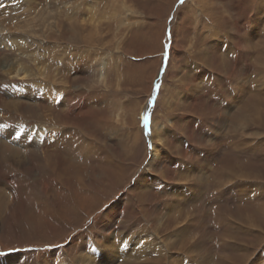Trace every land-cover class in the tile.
<instances>
[{"label":"rangeland","instance_id":"rangeland-1","mask_svg":"<svg viewBox=\"0 0 264 264\" xmlns=\"http://www.w3.org/2000/svg\"><path fill=\"white\" fill-rule=\"evenodd\" d=\"M21 1L0 0V30L17 27L14 47L1 41H11L9 38L0 37V60L32 62L19 50L29 46L28 52H39L46 61L38 68L47 66L44 71L53 76L59 73V80H70L73 88L64 86L62 93L70 91L76 101L75 93L80 95L87 107L66 118L60 115L68 112L61 103L49 108L48 101L39 106L25 98L14 100L58 113L57 124L32 113L25 119L0 108L2 129L43 127L56 138L44 155L21 154L24 167L0 158V264H84L78 256L99 249L106 239L115 236L118 240L119 233L129 236L137 250V238L145 233L138 231L146 227L159 235L150 232L153 238L170 242L174 237H186V241L171 244L166 256L157 260L162 249L152 247L159 241L151 239L155 245L148 240L144 244H153L150 251L130 263L170 264L187 252L209 256L226 228L240 247H235L236 253L220 252L221 257L231 262L242 255L244 259L236 264H264V128L241 127L231 138L242 143L241 148L227 143L222 146L229 138L220 139V133L229 134L235 115L249 108L254 94L264 101L263 84L255 82V63L260 59L256 50L264 46V0H184L183 4L181 0H32L29 8L20 7ZM12 8L10 21L8 11ZM42 8L43 17L48 18L46 27L36 29L31 24L27 31L30 19ZM26 12H31L30 18ZM37 25L41 27L40 22ZM90 32L94 35L91 40ZM81 52L86 53L83 60ZM76 64L81 65L79 70ZM35 73L31 80L19 82L2 76L3 84L17 88L44 81L47 87L61 91L58 80L41 79L38 71ZM240 80L244 81L243 90ZM80 84L85 89L77 88ZM237 87L243 95H236ZM193 90L199 92L191 95ZM41 97L37 95L36 100ZM8 99L0 102L12 103ZM260 108L264 110V104ZM222 109L230 115L224 128L219 117ZM145 114L148 129L143 127ZM58 119L63 121L59 124ZM152 130L160 134L153 143L160 146L161 153V161L155 165L149 164ZM136 134L140 137L137 141ZM5 139H1L5 144L0 141V155L4 150L3 156L9 155L10 148L22 150ZM216 148L217 159L223 165L224 159H229L235 174L231 189L230 183L221 191L213 188L219 167L212 155ZM205 158H209L206 164L200 162ZM162 172L165 176L158 177ZM179 172L191 179L179 180ZM248 176L257 182H245ZM144 179L155 185L139 191ZM173 200L179 205L174 211L181 212L167 218ZM193 213L199 216L198 221L192 225V220H187L191 225L186 224L185 218ZM216 215L219 221L215 223ZM157 219L163 222H154ZM184 227L185 232L179 233ZM110 258L112 264L124 262Z\"/></svg>","mask_w":264,"mask_h":264},{"label":"bare ground","instance_id":"bare-ground-1","mask_svg":"<svg viewBox=\"0 0 264 264\" xmlns=\"http://www.w3.org/2000/svg\"><path fill=\"white\" fill-rule=\"evenodd\" d=\"M194 0H188V2L192 3ZM31 2L32 0H22L21 2H19V6L20 7H26V8H29L31 6ZM263 2V1H262ZM37 3V2H36ZM206 3V2H205ZM223 3V2H222ZM107 4V3H106ZM188 4V3H187ZM36 5V4H35ZM109 5V4H108ZM110 6V5H109ZM109 6L107 8H109ZM245 6V5H244ZM41 7V6H40ZM120 9H124L123 8H120ZM13 8L10 9V11H8V20L12 21L13 20V15L11 14L13 11ZM16 10V9H15ZM260 10V9H259ZM17 11V10H16ZM36 13V12H35ZM222 13L223 15V12H220ZM225 13V12H224ZM27 16H29L31 14V12H26ZM186 14V13H185ZM221 15V17H222ZM21 16V14H20ZM44 16V8L40 9L39 12L37 13L36 16H34L33 18L30 19L29 21V27H28V30L30 29V26L31 24L33 25V27H35L36 29H41V28H45L46 27V21L48 20L47 17H43ZM31 16H29L28 18H30ZM220 17V18H221ZM92 18V17H90ZM224 18V17H223ZM226 20V18H224ZM233 19V18H232ZM212 20V19H211ZM26 21V20H25ZM73 21V20H72ZM71 21V22H72ZM41 23V27L38 26L37 24L38 23ZM214 22V21H213ZM250 25V24H249ZM16 24H14L12 27H8L5 28L4 30H0V37H7L9 38L11 41L9 40H6V39H1L2 42H4L6 44V46H10V47H14L13 44H16L17 43V39L13 36V34L15 33L16 31ZM243 27V26H242ZM26 28V23H25V26L23 28V30ZM20 29V28H19ZM72 29V28H70ZM93 29V28H92ZM98 29V27H97ZM178 29V27H177ZM93 31V30H92ZM95 31H97L95 29ZM221 31V30H220ZM31 32L34 33L35 30L34 28L31 29ZM177 32V30H176ZM91 33V32H90ZM94 33V32H93ZM92 34V33H91ZM249 34V33H248ZM26 35V34H25ZM27 36V35H26ZM40 36H43V33L41 32ZM93 34L92 35H89V39L91 40V38H93ZM88 38V37H87ZM248 39L250 40V37L248 36ZM78 40V39H77ZM81 41V40H80ZM245 41V40H244ZM10 42V43H8ZM246 43L248 42L247 40L245 41ZM3 44V43H2ZM245 47H248L246 45H244V48ZM251 48V46H249ZM248 47V48H249ZM28 48H30L29 46H20L19 50L23 53H25V59L28 60V61H32V62H25L24 60L19 62L17 61L18 59L14 58V59H10V61L12 62H8L7 58L2 59L0 60V99L1 98H11L12 99V103L10 102L11 99L8 101L10 103H7L5 101L2 100V103L0 102V108H4L5 110H9L10 112H13L15 114H20V116L22 118H27L25 115H30V113H32L33 115H35L36 117L40 118L41 119H44L45 121L48 120V122L50 121H54L57 116H58V113L55 114L53 113L52 111L50 110H45L44 106L43 107H35L33 104H30V103H26L25 101L24 102H18V103H14V100H18L20 101V98H25L26 101H30L32 100L34 103H38L39 106L41 104H44L46 101L49 102V108H52L54 107L55 105H57L58 103L62 104L63 105V108L66 109L68 112H64L65 114H60L61 117H66L68 116L69 118V115H77L78 111L82 108H85L87 107V103L85 100H83V98L76 94L75 92V95L78 96L79 100H75L76 97H71L72 95L74 96V94H69L70 91L68 93H66L65 91V94H63V89L65 87H69V88H73L72 87V82H69L70 80H65L64 81L62 79L59 80V73L57 75H51L52 73H49V72H46L44 70L48 69V67H39L40 65H42L44 62V58L40 56V53L39 52H34L33 50L28 52ZM260 49L259 50H256L257 54L260 55V59L258 60L257 63H255V65L257 66L256 69H255V78L257 81H254L255 82H260V85L262 86L261 90L262 92L264 93V80L261 81V77L264 78V46H261L259 47ZM62 49V48H61ZM13 50V49H12ZM65 50V49H64ZM63 50V51H64ZM38 51V49H37ZM50 51V50H49ZM62 51V50H61ZM41 52V51H40ZM47 52V50L45 51ZM80 57L82 59V57H85V52H81L80 53ZM38 55V56H37ZM202 56V55H201ZM79 57V58H80ZM88 58V57H87ZM80 59V60H81ZM85 59V58H83ZM82 59V60H83ZM17 61V62H14V61ZM43 61V62H42ZM71 61V60H70ZM77 61V60H76ZM81 61H79L78 63H80ZM37 64V66L34 68V65ZM61 65V63H60ZM63 65V64H62ZM73 65V64H72ZM76 69L79 70L81 65L79 64H76ZM239 67V66H238ZM64 68V67H63ZM84 68V67H83ZM82 69V68H81ZM172 69V68H171ZM85 70V69H84ZM35 71H38V74H39V77L41 76L42 78L41 79H49V80H58V84L57 85H60L59 88L61 89L58 90V91H55L53 90L52 88L53 87H47L48 85L47 82H44V81H40V82H36L34 85H21L17 88H12L11 86H9L7 88V86H4V81H3V77L2 76H5L6 78H10L12 79V81L14 80V82H19V81H25V80H31V78H33V74H36ZM59 71V70H58ZM174 71V70H173ZM172 71V72H173ZM78 72H82L81 70L78 71ZM171 70L168 71V74L167 75V79H169V77L171 76ZM262 73V74H261ZM66 75V74H65ZM260 75V76H259ZM254 77V76H253ZM118 78V77H117ZM172 79V78H171ZM193 79V78H192ZM191 79V80H192ZM106 80V79H104ZM103 82L101 81L102 84H106V81ZM187 80V79H186ZM208 81V80H207ZM226 81V80H225ZM6 82V81H5ZM56 83V81H54ZM241 84V89L243 88L244 85V81L243 80H240L239 81ZM243 82V83H242ZM22 83V82H21ZM233 83V82H232ZM260 85H259V89H260ZM16 86V85H15ZM65 86V87H64ZM47 87V88H46ZM174 87V86H173ZM195 87V90L199 89V86L198 85H194ZM77 88H81V89H85V85L83 86V84H80L79 86H77ZM22 89H24V91H26L27 93H25ZM45 89V90H44ZM164 90V86L161 88ZM241 89H239L237 87V94L236 95H241L242 92H241ZM73 90V89H72ZM163 90H161L163 92ZM193 90V92L191 93V95H196L197 92L199 91H195ZM243 90V89H242ZM77 91V90H76ZM82 92V91H81ZM187 92V91H186ZM244 92V91H243ZM261 92V93H262ZM72 93V92H71ZM41 94V101L39 100H36V97L37 95ZM258 94V93H257ZM257 94H254V97L250 98V106L248 109H246L245 111L243 110H240L238 114L235 115V118H234V122H233V126L232 128L230 129L229 131V134L227 133H220V136L221 138L220 139H227L229 141L225 142V143H222V146H224L226 143L227 144H230L232 147L234 148H238L243 145L242 143L238 144L236 143L235 141H232L231 138L235 137L237 134H238V131H240L241 127L244 128V129H247V128H251V126H259V127H263L264 128V110L260 108V105L264 104V101H261L260 97L257 95ZM208 95V94H207ZM243 95V94H242ZM253 96V95H252ZM187 97V96H186ZM240 98V97H239ZM84 99H85V96H84ZM264 99V98H263ZM1 101V100H0ZM44 101V103H43ZM160 101L161 99L159 100V103H158V106H160ZM212 101V100H211ZM220 101V100H219ZM232 100L229 99L227 101V107L230 105L228 102H231ZM162 102V101H161ZM239 102V100H238ZM242 102V101H241ZM56 103V104H55ZM89 103V102H88ZM168 103V102H167ZM234 103V100L233 102ZM20 104V105H19ZM47 104V103H45ZM241 104V103H240ZM36 105V104H35ZM236 107V106H235ZM48 109V108H47ZM238 109V108H237ZM245 109V108H244ZM219 111V110H218ZM37 112V113H36ZM77 112V113H76ZM222 112H223V116H220L219 114V117H221V119L223 120L224 122V125H223V128L226 127V123H227V119L230 117L229 113H226V111L224 109H222ZM244 112V113H243ZM40 113V114H38ZM67 114V115H66ZM231 114V113H230ZM0 115H1V112H0ZM59 115V116H60ZM223 117V118H222ZM228 117V118H227ZM3 118H6L5 120H8L7 117H3ZM226 118V119H225ZM62 119V118H61ZM5 120H4V123H5ZM169 120V119H168ZM222 120H219L218 123H220ZM63 120H60L58 119V122L59 124L62 122ZM40 122V121H39ZM44 122V121H43ZM55 122V121H54ZM172 122V121H171ZM2 124V123H1ZM0 124V141L1 143L5 144V142H3L1 139H5L6 140H10V144L12 145H17L18 147H20L22 150H15V149H12L10 148L9 149V152L10 154L9 155H4L3 154L6 152L4 150V153H2L0 156L2 162H8L11 161L13 165H16V166H21V167H24V162H23V158L24 156H20L21 154L25 155V156H30L31 153H29L30 151L32 152H39V153H42L43 155L45 154L44 152L47 150V145L51 142H55V134H52V133H49L47 130H45V128L43 127H40L38 128L37 130H33V128H30L28 130H26V127L21 125L19 126L18 128H16L15 126L11 129H9V131L7 129H2V126ZM54 124H57L56 122ZM68 124V123H67ZM152 124H153V121H152ZM47 125V124H46ZM217 126H221V125H218L216 124ZM66 126V125H65ZM72 127H75L76 126L74 124L71 125ZM70 127V126H69ZM169 128V127H168ZM220 130V129H219ZM168 131V129H167ZM221 131V130H220ZM22 132H24V134H22ZM169 132V131H168ZM76 133V132H75ZM182 133V132H181ZM192 133V132H191ZM223 134V135H222ZM152 146H151V153H150V156H149V164H153L155 165L156 162L157 164L161 161V153H160V150H159V147L160 146H156L154 145L153 143L155 142V140H159V133H157L156 130H152ZM57 136V135H56ZM59 136V135H58ZM59 138V137H58ZM139 134H136L135 137H134V140L137 141V139H139ZM193 139V138H192ZM189 140V139H188ZM7 142V141H6ZM165 142V141H164ZM56 143V142H55ZM165 144V143H164ZM165 146V145H163ZM4 147V146H3ZM7 148V147H5ZM8 149V148H7ZM253 149H257L256 147L253 148ZM12 150V151H11ZM8 151V150H7ZM1 153V152H0ZM7 153V152H6ZM217 148L214 150V152H212V155H213V161L219 165L218 167V170L217 172L214 174V178H215V183L214 184V187L215 189H217L218 191L222 190L223 187H225L227 184H231L234 180V178L232 179L234 172L233 170H231V167L229 166V159H224V165L223 163H221V161H219L217 159ZM34 155V154H33ZM39 155V154H38ZM29 159V158H28ZM169 159V157H168ZM208 159L209 158H205L204 160H200V162H202L203 164H206V162H208ZM41 160V159H40ZM164 160V159H163ZM162 160V161H163ZM218 160V161H217ZM42 161V160H41ZM45 162V161H44ZM197 163V162H196ZM195 163V164H196ZM173 165V164H172ZM232 165V164H230ZM7 166V165H6ZM225 166V167H224ZM234 166V165H233ZM232 166V167H233ZM247 166V165H246ZM18 167V168H19ZM27 167V166H26ZM230 167V169L228 168ZM26 169V168H25ZM244 169V168H242ZM241 169V171H242ZM246 169V168H245ZM5 170V169H4ZM21 170V169H20ZM164 172V171H163ZM162 173H160L158 175V177L162 178L164 177L165 175ZM236 172V171H235ZM246 172V171H245ZM187 173V169L184 170V174ZM179 180L180 179H184V180H187V179H191L189 178V176H187L188 178H186V175H183V172H179ZM202 175V174H201ZM239 175V174H238ZM246 175V174H245ZM242 176V175H241ZM201 177V179H206L205 176H199ZM230 177V179H229ZM238 178V176H237ZM241 178V177H240ZM245 178V177H244ZM149 179V178H148ZM157 180V179H156ZM154 180V181H156ZM165 180V179H163ZM229 180V181H228ZM239 180V179H238ZM246 180V179H245ZM254 180V179H253ZM253 180H249V176H248V181H245V182H250V183H253V182H257V180L253 181ZM153 181V182H154ZM80 183V182H79ZM152 185H155V182L152 183L150 182ZM81 184V183H80ZM141 184V189L140 190H144L147 186H150L151 184H149L147 182V180H143ZM87 186V185H86ZM200 186V185H199ZM234 186V185H233ZM139 187V188H140ZM185 186H182V188H180V190H182ZM232 188V184L230 185V189ZM89 189V188H88ZM234 189V187H233ZM257 189V188H256ZM82 190V189H81ZM253 191V189H252ZM71 192V191H70ZM172 191L170 190V193ZM252 193V192H251ZM142 194V193H141ZM195 194V193H193ZM249 194V193H248ZM144 195V194H142ZM221 197V196H220ZM146 198V197H145ZM221 199V198H220ZM175 200H173L171 202V204H169V211L166 212L167 213V218L172 217L176 214H180L179 212L181 211H174L176 210L177 208H179V205H175ZM221 207V206H218V208ZM1 208V207H0ZM222 208V207H221ZM225 208V207H224ZM224 213V212H223ZM263 213V211H262ZM137 214V213H136ZM165 215V214H164ZM222 216V212L220 214ZM177 216V215H176ZM176 216L174 218H176ZM201 216V215H200ZM206 216V215H205ZM204 216V217H205ZM157 218V217H156ZM107 219V218H106ZM186 221L187 220H192L193 224L194 225V222H195V219H199V216L196 217V213H193L191 214L189 217H186L185 218ZM131 220V219H130ZM154 220V219H153ZM215 221V223L217 221H219V216L216 215L213 219ZM109 221V220H108ZM158 224H161L163 222L162 219H157L155 220L154 222H156ZM153 222V221H152ZM208 222V221H207ZM203 223V222H202ZM138 224V223H137ZM140 224V223H139ZM188 225H191L188 221L187 223ZM204 224H207V223H204ZM209 224V223H208ZM108 225V224H107ZM188 225L186 227H188ZM141 225H138L137 227L140 228ZM151 227V225H150ZM186 227H184L183 229L179 230V233H181L183 231V233L185 232L186 230ZM148 227L146 228H143L141 231H138V232H145L144 234H142V238H137L138 241H139V244H138V248L137 250L135 249L136 246H133L132 243H129V236L127 235H123L121 236V234L119 233V238L118 240L115 239L116 237H112L110 239H106L104 240L103 244H101L99 246V249H94V248H91L92 250L87 253H85V255H82V256H78V259H82V262H84V264H112V259L110 257H117L119 259H123L122 261L120 260V262H123V264H137L138 262L136 263H130L131 261L133 260H136L138 259L139 257V254H143L144 257H145V254L150 251L151 249V246H153V244L151 245H145L144 243L148 242V240H151V239H155V240H158L159 241V244L158 246H154L152 248H154L155 250L157 251H160L162 249L161 252H157L158 255H156V258L157 260H160L161 256H166V252L171 248V244H181L182 242L180 241H183L185 242L186 241V237H182L181 239H178L177 237H174L172 241L168 242V239L167 240H163L165 242H163L161 239H156L152 237L151 233L150 232H154L155 235L157 236V232L151 228L150 232H149V229H147ZM194 228V227H193ZM219 228V227H218ZM99 229H102V228H99ZM140 230V229H138ZM188 230V228H187ZM204 230V229H203ZM223 231V229H222ZM228 229L224 228V231L223 233L225 234H220V239L217 240L214 244H215V249L214 251H212V253L209 255V256H191L189 254V252H187L186 254H184V256L182 257H177L178 260L177 262H174L173 260L170 262V264H188V260H191L193 259L192 261H190L192 264H236V260L238 261L239 259H244V256L242 255H237V257H234V255H230L229 256L231 258H233L234 261H227L225 259H227V257L223 258L221 257L219 254L220 252H229L231 251L230 253H236V250L239 249V245L236 246V242H234L235 240V237L232 236V233L229 232ZM141 235V234H140ZM224 235V237L222 238V236ZM229 235V237H228ZM231 235V236H230ZM138 236V235H137ZM187 236V235H185ZM159 237V235H158ZM133 239H136V238H133ZM229 239V240H227ZM241 239V238H240ZM154 240V241H155ZM236 241V240H235ZM135 242V241H134ZM143 244H142V243ZM151 242H153L151 240ZM163 242V243H162ZM238 242V241H237ZM241 242V241H240ZM137 243V242H136ZM135 243V244H136ZM154 243V242H153ZM156 245V243H154ZM164 244V245H163ZM194 247H197V243H193ZM97 246V245H96ZM182 246V245H181ZM180 246V247H181ZM235 247H238V249H236ZM85 248V247H84ZM213 248V247H212ZM87 249V248H86ZM154 253V252H153ZM177 255V254H176ZM181 256V254H179ZM76 256V255H75ZM110 256V257H109ZM149 256V255H148ZM143 257V258H144ZM172 256H169V258H171ZM199 258V259H198ZM76 259V257H75ZM187 259V260H186ZM141 260H144V259H141ZM138 261V260H137ZM140 261V260H139ZM176 261V260H175ZM49 262L47 261H43V264H48ZM145 264H151L149 263V261L146 262H143ZM159 263V261H158Z\"/></svg>","mask_w":264,"mask_h":264},{"label":"snow or ice","instance_id":"snow-or-ice-1","mask_svg":"<svg viewBox=\"0 0 264 264\" xmlns=\"http://www.w3.org/2000/svg\"><path fill=\"white\" fill-rule=\"evenodd\" d=\"M184 0H181V3L183 4ZM157 88L159 87L158 85L156 86ZM151 103V101H150ZM142 121H143V127L145 129H148L149 127V117L147 114H145L143 117H142Z\"/></svg>","mask_w":264,"mask_h":264}]
</instances>
